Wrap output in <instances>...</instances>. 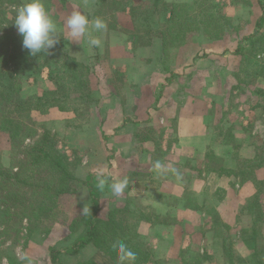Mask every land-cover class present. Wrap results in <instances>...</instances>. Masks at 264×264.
<instances>
[{
	"label": "crops",
	"instance_id": "1",
	"mask_svg": "<svg viewBox=\"0 0 264 264\" xmlns=\"http://www.w3.org/2000/svg\"><path fill=\"white\" fill-rule=\"evenodd\" d=\"M261 3L245 0L227 6V16L233 21L245 19V25L216 42L224 41L226 47L231 39L250 37L257 25L253 14L264 13ZM131 48L130 40L120 47L109 44L110 63L103 66L97 90L98 122L91 128L99 138V150L94 153V147L83 146L87 158L79 182L87 198L96 194L101 217L114 207L141 212L146 219L138 230L160 264H255L257 249L264 248L260 241L264 239V163L242 175L240 161L255 158L264 137L258 143L243 140L234 127L231 139H219L216 98L183 96L189 85L183 77L192 82L206 72L229 73L228 68L209 64L201 73L191 55L194 50H189V65L177 63L161 71L153 63H138ZM206 51L207 60L217 62V52ZM113 76L121 80L119 84ZM214 80L209 77L206 87L217 86ZM0 135L7 142L3 153H9L8 134L0 131ZM215 156L221 158L219 166L211 163ZM260 217L262 221L255 222ZM83 251L92 253L86 260L116 264L94 243Z\"/></svg>",
	"mask_w": 264,
	"mask_h": 264
},
{
	"label": "rangeland",
	"instance_id": "2",
	"mask_svg": "<svg viewBox=\"0 0 264 264\" xmlns=\"http://www.w3.org/2000/svg\"><path fill=\"white\" fill-rule=\"evenodd\" d=\"M243 1L245 0H0V35L5 32L23 30L26 35L36 33L42 44L55 43L56 40L63 38L66 51L79 62L86 64L88 72L85 93H80L82 96L79 97L74 93L81 90L73 91L74 95L70 96L67 102L68 110L60 112L57 108H52L46 114L39 112L26 116V122L31 127L36 126L40 136L45 129L51 131L56 148L69 155L76 164L73 172L77 181H71L73 191L60 197L58 203L60 206L53 215L45 214L36 218L38 223L35 225L34 232L29 233V230L26 229V220H24V226L16 221L8 222L14 225V228L8 227V232L3 234L2 231H4L6 223L3 220L5 210L1 200L7 190L3 187L5 183L3 184L0 177V256L4 257L1 264H8L7 258L15 259L13 260L14 264H38V262L46 264L53 258L58 264H77L82 261L94 260L85 259L92 253L86 251L81 253L83 247L79 248L80 251L77 254L72 251L79 247L78 240L85 235L87 228V215L92 214L94 208L92 200L94 196L90 195V198H87V193L85 194L79 180L84 177L83 159L87 158L83 146L86 144L89 147H94V153L99 150L97 149L99 138L97 134L93 135L91 128H95L98 122L94 117L99 96L97 90L100 88L101 79H103V66L110 63V43L115 42L120 47L121 44L130 40L132 44L130 50H132L134 58L138 59V63L149 65L153 63L159 66L161 71L168 70L177 63H182L181 65L184 67L189 65L192 60L191 56H186L189 50H194L191 55L195 56L194 60L198 62L196 68L201 69V73L209 64L210 66L216 64L225 66L229 73L217 71L209 76L206 72L207 75L202 74L200 78H194L192 82L188 80L186 74H182L185 76L183 77L185 82L189 84L186 86L183 96L188 98L201 96L207 100L211 96L216 98L215 102L218 104L216 110L221 116L216 121V125H219V139H231L230 131L235 127L243 140L250 139L255 143L263 142L261 139L262 136L264 137V111L256 105L258 95L251 96V86L245 87L241 83L244 74L240 72L238 45L246 46L249 42L246 41L247 38L245 42L236 36L226 47H224V41L216 42V39L222 40L225 35L234 34L237 26L243 28L245 19L235 20L238 25H234L235 21L227 16L232 27L223 36H214L209 29L205 31L201 25L185 35V40L171 41L172 33L169 29L171 23L168 19L172 4L180 5L178 9H181L182 5H186L192 14L202 13L204 15L202 17L203 25H206L207 14L215 11L227 15V6ZM246 1L251 2V0ZM259 1L264 2V0ZM261 8L263 9L262 6ZM262 15L264 16V13ZM253 16L257 18V25L253 33L257 30L263 31L264 23L259 26L262 16L259 17L260 15L257 13ZM244 31L247 32V30ZM207 48L217 52L216 55L219 56L215 60L217 62L207 60L209 54L206 51ZM230 48H232L231 51ZM110 66L113 68V65ZM5 69L13 72L5 76L0 75V91L7 87L6 91L12 92L9 83L14 78L15 80L18 78L15 84L20 83L24 96L42 94L45 89L54 87L53 81L49 80V68L45 66L44 58L38 59L32 70H27L20 75V80L18 75L15 76L12 67L3 64L0 70ZM172 73L173 71L168 74L172 75ZM173 75L176 77V74ZM165 77H167L166 72ZM209 77L215 79L217 86L206 87ZM112 80L117 84L121 81L117 76H113ZM124 81L122 78V82ZM258 83L264 87V76L259 78ZM125 87L126 85L122 86V92L126 90ZM35 114L38 115L35 116ZM33 122L35 123L33 124ZM237 140L239 143L240 140L238 138ZM5 141L6 138L0 135L1 163L6 166H18V162L25 154L23 149L16 152L13 161L10 158V152L3 153L4 144L7 146ZM33 143L34 138H28L24 146ZM89 156L91 158V153ZM211 163L214 166L215 164L219 166L221 158L215 156ZM241 163L243 162L240 161ZM128 224L133 225V220ZM138 227L140 228V225ZM143 237L146 247H149V241H146V236L143 235ZM260 241H264V239ZM261 244L264 245V243ZM255 255L253 258L255 264L264 263V248L257 249ZM115 263L134 264L128 257L119 258Z\"/></svg>",
	"mask_w": 264,
	"mask_h": 264
},
{
	"label": "trees",
	"instance_id": "3",
	"mask_svg": "<svg viewBox=\"0 0 264 264\" xmlns=\"http://www.w3.org/2000/svg\"><path fill=\"white\" fill-rule=\"evenodd\" d=\"M172 6L168 19L171 23V41L185 40V35L201 25L205 31L209 29L214 36H223L232 27L226 14L215 11L207 14V27L203 25L202 13L192 14L186 5H182L181 9H178V4ZM262 7L264 10V4ZM130 12L132 13V9ZM263 23L264 16L261 17L259 26ZM247 40L249 43L246 46L238 45L240 72L244 74L241 83L245 87L251 86V96L258 95L256 105L264 110V87L258 83L259 78L264 76V30H257ZM164 42L166 44V40ZM40 58L45 59V66L49 68V80L53 81L54 87L45 89L42 94L24 96L20 83L15 84L18 78H14L9 83L12 92L6 91L7 87L4 86L0 91V131L8 134L10 158L14 161V155L21 149L25 153L18 166H6L0 161V177L3 184L5 183L3 187L7 190L1 200L5 210L3 220L6 223L3 234L8 232V227L14 228L10 222L16 221L24 226V220L29 233L34 232L38 223L36 218L45 214L53 215L60 206V197L73 191L71 181H77L73 172L76 164L69 155L56 148L51 131L45 129L40 136L37 127H31L26 122V116L39 112L46 114L52 108H57L60 112L68 110L67 102L70 96L78 94L80 97L86 91L87 65L69 55L63 38L55 43L42 44L36 33L26 35L23 30L0 35V67L3 64L12 67L19 80L20 75L32 70ZM9 69L0 70V75L5 76L13 72ZM79 90L81 91L72 94L73 91ZM7 108L10 110H6ZM28 138H34V143L24 146ZM241 161L242 175L246 172L250 174L262 165L264 143L255 158ZM93 204L92 214L87 215L85 235L78 240L79 247L72 251L74 254L80 251V247L94 243L115 262L119 258L128 257L134 264H160L152 257L151 248L146 247L144 237L138 230L141 220L146 219L141 212L135 213L128 207H114L106 216L101 217L98 216L101 208L96 194ZM261 219L263 218H255V222L262 221ZM131 220L133 225L128 224ZM3 260L4 257L0 256V262ZM13 260L15 259L7 258L9 264H14ZM77 264L101 263L88 260Z\"/></svg>",
	"mask_w": 264,
	"mask_h": 264
}]
</instances>
